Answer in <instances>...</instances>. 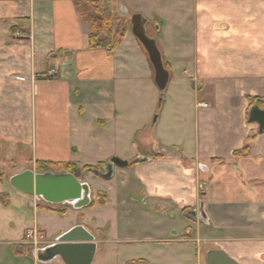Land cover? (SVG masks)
<instances>
[{"label": "crops", "instance_id": "1", "mask_svg": "<svg viewBox=\"0 0 264 264\" xmlns=\"http://www.w3.org/2000/svg\"><path fill=\"white\" fill-rule=\"evenodd\" d=\"M75 1L0 0V168L129 165L109 179L83 176L92 206L62 213L0 177V264H64L39 262L24 235L39 230L45 247L78 226L93 237L94 264L111 233L93 205L112 197L170 213L183 239L170 241L195 243L197 264H206L203 243L204 254L264 264V132L249 122L264 98V0H146L142 15L169 73L164 95L131 28L113 52L89 48Z\"/></svg>", "mask_w": 264, "mask_h": 264}, {"label": "rangeland", "instance_id": "2", "mask_svg": "<svg viewBox=\"0 0 264 264\" xmlns=\"http://www.w3.org/2000/svg\"><path fill=\"white\" fill-rule=\"evenodd\" d=\"M118 5L125 8L129 15L123 17L119 15ZM149 7V2L146 0H112L109 10L117 14L120 18L118 24L120 27L124 26L127 32L130 30V16L136 13L142 15ZM146 28L148 36L153 37L155 32L150 21L147 22ZM24 166H30L29 162L24 164ZM33 169L32 171L35 173H43L48 170L40 169L39 165H36ZM21 170H23L21 165L15 167L7 165L0 168V177L7 180L13 173ZM100 172L110 173L105 168L101 169ZM89 174L84 173L80 178ZM107 183L110 182L103 181L102 184L104 193H106ZM92 197L94 200L93 193ZM110 199L103 205H93L98 222L100 224L104 223V226L107 228L106 230H109L111 233L107 236L111 241L101 246L94 264H141L139 261L142 259H148V264H197L195 243H180V240H183L181 239L182 235L180 236L182 229H177L179 223L170 213L167 211H147V207L143 204V201L138 198L131 200L127 198L126 203H121L120 199L118 201L114 197ZM53 207L55 209L62 208L60 206ZM154 227L156 231L160 230L153 236L158 241L150 243L147 241V238L153 233ZM106 230L102 235H107ZM127 230L131 231V235H128L127 232L125 233ZM172 238H180V240L170 241ZM195 242L197 243L198 241ZM208 245V243L202 244V260L206 256L203 250Z\"/></svg>", "mask_w": 264, "mask_h": 264}, {"label": "water", "instance_id": "3", "mask_svg": "<svg viewBox=\"0 0 264 264\" xmlns=\"http://www.w3.org/2000/svg\"><path fill=\"white\" fill-rule=\"evenodd\" d=\"M118 12L121 16L129 15L128 11L119 5ZM146 25L147 20L143 15L136 13L130 16L131 33L147 54L153 69L155 86L162 94L169 82V73L163 66L156 39L147 34ZM249 122L258 125V133L264 132V98L261 108L258 106L251 108ZM128 165L126 161L113 158L105 167L106 171L110 173L106 174L105 172L102 177L109 179L112 176L113 167L124 168ZM8 184L14 190L29 197L40 199L52 206L68 205L75 210H81L89 207L92 202L89 185L71 173H56L51 170L34 173L26 170L12 175ZM199 217L206 222L203 204L200 205ZM92 241L93 237L83 227L78 226L62 234L54 244L37 250H29V253L35 256L39 262H51L59 257L64 264H91L96 251V246ZM206 264L238 263L222 250L210 249L206 253Z\"/></svg>", "mask_w": 264, "mask_h": 264}, {"label": "trees", "instance_id": "4", "mask_svg": "<svg viewBox=\"0 0 264 264\" xmlns=\"http://www.w3.org/2000/svg\"><path fill=\"white\" fill-rule=\"evenodd\" d=\"M111 1L112 0H76L74 2L79 17L90 28V32L88 34V45L90 49L103 48L108 52H113L125 36V27H120L118 24L120 18L117 14H114L109 10ZM252 139L253 137L249 138L248 142H251ZM249 151L250 144H247L243 150L235 152V155H247ZM148 157L154 158L156 156L150 154ZM37 165H39L40 169H48L56 173H71L76 178H80V176L84 173H99L102 169L100 166H97L95 168L83 167L79 170L76 166L70 163H38ZM0 202L2 204H7V194L0 195ZM90 206H92V202ZM57 210L62 213L64 208L62 207Z\"/></svg>", "mask_w": 264, "mask_h": 264}, {"label": "built area", "instance_id": "5", "mask_svg": "<svg viewBox=\"0 0 264 264\" xmlns=\"http://www.w3.org/2000/svg\"><path fill=\"white\" fill-rule=\"evenodd\" d=\"M203 107H206V105H203ZM43 240V234L35 228L27 230L24 235L25 244L34 250L42 247Z\"/></svg>", "mask_w": 264, "mask_h": 264}]
</instances>
